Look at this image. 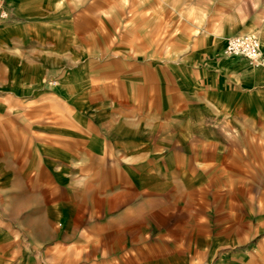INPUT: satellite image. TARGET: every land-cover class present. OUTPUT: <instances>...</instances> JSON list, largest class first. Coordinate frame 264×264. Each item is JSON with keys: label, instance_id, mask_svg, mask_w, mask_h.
Segmentation results:
<instances>
[{"label": "rangeland", "instance_id": "rangeland-1", "mask_svg": "<svg viewBox=\"0 0 264 264\" xmlns=\"http://www.w3.org/2000/svg\"><path fill=\"white\" fill-rule=\"evenodd\" d=\"M61 2L71 11L65 18L73 62L55 66V78L38 89L61 94L54 96L57 120L95 117L69 107L58 92L66 86L77 95L81 87L100 95L130 91L136 114L154 118L175 89L196 86L197 79V86L210 87L214 73L223 71L232 90L261 91L263 111L258 118L251 113V127L243 128L200 113L196 176L184 169L189 176L176 173L170 182L159 171V179L152 178L158 191H137L133 212L120 210L116 226L114 213L88 206L97 205L103 190L101 161L58 159L62 152L44 148L29 126L54 115L36 111L35 98L17 112L15 98L0 90V264H219L223 254L225 264H264V78L256 75L264 66L254 69L243 58L239 75L225 73L219 58L228 55L227 39L236 34H255L264 48V0ZM5 5L11 18L0 27L19 19L8 0ZM181 69L188 72L180 75ZM11 102L14 110L6 109ZM211 129L215 136L208 138ZM54 167L60 174L53 175ZM149 177L141 183L149 186Z\"/></svg>", "mask_w": 264, "mask_h": 264}, {"label": "crops", "instance_id": "crops-1", "mask_svg": "<svg viewBox=\"0 0 264 264\" xmlns=\"http://www.w3.org/2000/svg\"><path fill=\"white\" fill-rule=\"evenodd\" d=\"M61 1L8 0V5L14 6L19 19L0 27V90L9 100L15 98L14 108L17 112H20V106L24 109L28 98H35L36 111H47L50 117L54 115L48 119L38 118L29 126L35 128L37 142L44 148L48 151L55 148L62 152L63 155L56 156L58 159L101 161L96 169L99 168L97 174L101 175L99 181L103 190L97 191V205L88 202V206L108 209L114 213L111 220L118 226L120 210L124 209L125 214L133 212L137 191H158L152 184V178L159 179V171L165 170L170 182L175 180L176 173L181 177L189 176L190 173H185L184 169L191 168L192 178L196 176L200 159V113L208 116L214 114V117L219 115L233 127H251V113L258 118L263 111V93L258 90L249 93L232 90L224 71L214 73L210 87H199L197 73L191 72L196 75V86H181L172 91L171 99H161L163 106L155 111L159 116L152 118L150 115L144 117L136 114L130 91L124 95L119 90L100 95V90L94 93L87 87H81L78 90L80 95H77L76 89H69L68 92L65 85L66 88L58 92L64 93L71 101L69 107L75 112L93 113L95 117L57 120L53 114L56 111L54 96L61 94L39 92L38 89L45 80L55 78V66L73 62L69 52L72 45L71 23L70 18H65L71 11L63 7ZM83 47L87 48V44ZM219 58L222 68L227 71L225 73L246 67L245 62L241 61L243 57L230 58L233 63L229 67L224 62L226 57ZM184 72L188 71H179L180 75ZM81 74L84 76L81 78L86 79L87 73ZM93 74L97 77L98 72ZM250 74L247 72L244 75L248 77ZM263 74L259 72L256 75L264 78ZM77 96L83 98L78 100ZM11 106H14L12 102L6 105V109ZM143 106V111L150 112L149 106ZM234 111L243 112V115L239 118L232 116L231 112ZM256 123L261 121L257 119ZM208 125L212 129L217 127L212 122ZM212 129L208 132V138L215 136ZM61 144L64 146L61 147ZM137 160L145 163L137 164ZM53 170V175L60 174L57 167ZM141 176H150L149 186L141 183ZM224 256L219 264H225Z\"/></svg>", "mask_w": 264, "mask_h": 264}, {"label": "built area", "instance_id": "built-area-1", "mask_svg": "<svg viewBox=\"0 0 264 264\" xmlns=\"http://www.w3.org/2000/svg\"><path fill=\"white\" fill-rule=\"evenodd\" d=\"M11 13L0 0V23L10 20ZM225 51L229 55L243 57L253 66H264V48L259 37L251 33L236 34L228 37Z\"/></svg>", "mask_w": 264, "mask_h": 264}, {"label": "bare ground", "instance_id": "bare-ground-1", "mask_svg": "<svg viewBox=\"0 0 264 264\" xmlns=\"http://www.w3.org/2000/svg\"><path fill=\"white\" fill-rule=\"evenodd\" d=\"M232 57H234V58H238L237 56H233V55H227L226 56V60H224V62H226V67H229V64H231V63H233V60H230V58H232ZM229 58V59H228ZM255 69V68H254ZM260 73H264L263 71L262 72H260Z\"/></svg>", "mask_w": 264, "mask_h": 264}]
</instances>
